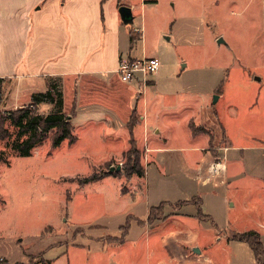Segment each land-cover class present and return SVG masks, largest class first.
I'll return each instance as SVG.
<instances>
[{
	"label": "rangeland",
	"instance_id": "1",
	"mask_svg": "<svg viewBox=\"0 0 264 264\" xmlns=\"http://www.w3.org/2000/svg\"><path fill=\"white\" fill-rule=\"evenodd\" d=\"M131 1L138 5L134 24L144 27V38L131 54H141L144 48L149 55L154 54L160 59L159 70L151 77L155 78V84L147 86L139 105L142 111L148 109L149 125L155 124L156 112L162 110L167 115L162 127L163 132L170 134L169 146L194 147L203 139H188L185 118L190 114L196 121L204 118L211 121L212 117L213 120L205 124L210 133L213 130L221 133L225 127L229 141L234 144L257 143L255 109L257 101L264 100V0ZM127 27H133V24H127ZM220 37L224 42L219 43ZM129 40L124 47L126 56H129ZM258 77L262 78L261 88ZM24 82L26 80L20 96L16 79L8 80L2 91L0 88V107L15 109L29 100L25 92L31 87ZM124 84L137 86L135 81L114 85L122 91ZM214 94L219 97L216 102ZM66 97H69L68 89ZM129 100L134 106L137 99L131 96ZM44 104L38 106L40 113H47L52 108ZM113 114L116 117L113 124L109 119L94 122L104 132L102 140L91 141L83 127L77 124L85 121V117L77 112L73 121L77 124L75 131L78 134L75 143L64 139L53 145L52 134H49L34 146L31 154L19 155L10 151L9 161L0 164V254L12 259L0 256V264H41L38 262L44 259L38 252L42 250H46L49 258L59 256L52 264H140L144 256L137 258L141 245L136 242L141 234L137 229L144 233V227L137 228L132 224L127 234L128 242L120 249H109L80 234L86 229L73 228L72 224L106 225L86 231L93 236L119 234V226L125 223L128 210L133 209L130 211L143 216L148 203L196 194L197 182L189 162L181 166L171 159L169 174L162 175L159 166L164 159L160 160L158 156L157 163L150 167L147 168L145 163L148 193L139 188L135 196L128 194L124 201L115 191L117 178H110L106 185L96 182L91 188L86 186L76 190L75 186L82 184V180L94 171H116L121 166L128 172L131 167L142 166L138 159L145 147L138 144L147 145L144 137L148 129L145 132L144 123H139L131 132L122 121L123 112L115 110ZM135 119L138 121L139 115L135 114L131 120ZM132 137L138 148L133 144L134 147L129 150L130 146L123 155L105 162L131 143ZM219 140H223L221 135ZM4 144L5 141L0 140V150L5 148ZM238 149L230 150V158H237ZM238 165L242 166L241 163ZM210 186L220 191L226 189L225 184ZM210 209L218 218L232 220L229 218L231 212L227 211L226 217L221 206L213 202ZM161 210L155 209L151 219L160 216ZM73 241L83 244L80 247L69 245ZM60 244L62 246H57ZM144 254L147 251L143 250Z\"/></svg>",
	"mask_w": 264,
	"mask_h": 264
},
{
	"label": "crops",
	"instance_id": "2",
	"mask_svg": "<svg viewBox=\"0 0 264 264\" xmlns=\"http://www.w3.org/2000/svg\"><path fill=\"white\" fill-rule=\"evenodd\" d=\"M121 4L130 6L135 21V8L138 5L131 0H0L1 91L8 80L16 79L17 94L20 96L24 92L21 90L23 81L26 80L24 84L29 83L31 89L25 92L29 100L19 105L22 106L30 103L33 93L45 91L50 78L57 80L63 91L65 111L74 113L70 114L72 124L74 115L80 112L85 121L77 124L83 127L82 130L92 142L102 140L104 136V132L94 122L109 119L113 124L115 110L123 112L122 121L131 132L135 125L144 123L145 132L148 129V134L144 137L145 140L147 138V145L138 144L145 147L138 159L142 161V174L127 172L121 167L116 171H106V174H100L93 181L79 183L78 187L75 186L76 190L86 186L91 188L96 182H105L103 184L106 185L110 178H117L115 191L125 201L128 194L135 196L139 188L149 192L145 163L148 168L154 162L157 163V156L160 160L164 159L161 166H158L160 174L168 175L171 159L181 166L186 161L189 162L191 173L197 182L196 194L176 200L162 198L154 204L148 203L143 216L132 212L133 209L126 212L125 223L127 219L130 221L129 228L132 224L137 228H145L144 233L142 229H137L141 234L136 242L141 244L139 250L142 251L140 256V251L137 253V258L144 256L140 264H259L249 241L238 239L234 235L256 231L264 248V100H258L255 109L257 143L236 145L229 141L225 127L221 126V133H215L217 130L211 133L208 131L205 124L211 122L212 117L211 121L206 118L196 121V117L189 114L184 123L188 139L201 138L203 141L199 145L193 144L194 147L169 146L170 134L163 132L162 127L167 115L158 110L156 122L150 126L148 109L144 108L142 111L139 108L147 86L155 84V78H151L154 73L148 75L145 82L142 78L132 80L136 82V87L124 84L123 90L119 91L114 85L129 82L120 78L116 69L121 57L126 56L124 47L128 44L134 26L141 28L140 37L134 46L129 40L127 57L156 56L149 55L144 48L141 54H131L139 40L144 38V27L134 23L133 27H127L119 13L118 7ZM261 80L259 77V83ZM259 87L261 88V83ZM67 89L69 97L65 98ZM131 96L137 99L134 106L129 100ZM135 114L139 115V119L131 123ZM77 124H73L76 135L73 143L78 140L75 131ZM220 135L223 140H219ZM133 144L136 145L132 137L131 143L118 154L109 156L105 162L123 155L130 146L129 150L134 147ZM233 148L240 150L237 158H230L229 152ZM247 156L250 157L249 162ZM216 157L223 158L226 162V180L219 183L226 185L225 191L211 187V184H219L206 180ZM240 163L242 166L238 165ZM238 193L242 194L237 195ZM211 202L221 206L226 217L231 212L229 218L232 220L218 218L210 209ZM157 208L162 209V214L151 219L153 209ZM126 209L127 206L123 207L121 212L124 213ZM125 223L119 226V234L95 236L86 234V231L95 226L106 225H78L74 222L72 226L86 229L80 234L88 236L92 242L96 241L99 246L120 249L129 240V228L122 241L109 240V237L122 235L121 228ZM154 241L157 242L152 245ZM82 244L73 241L69 245L80 247ZM196 248L200 251H196ZM143 250L147 254L143 255ZM38 253L44 259L38 262L41 264H52L59 259V256L49 258L46 250ZM0 256L10 259L6 254Z\"/></svg>",
	"mask_w": 264,
	"mask_h": 264
},
{
	"label": "trees",
	"instance_id": "3",
	"mask_svg": "<svg viewBox=\"0 0 264 264\" xmlns=\"http://www.w3.org/2000/svg\"><path fill=\"white\" fill-rule=\"evenodd\" d=\"M139 37L140 34L131 31L132 46ZM47 87L45 91L33 93L29 104L18 106L15 109L0 107V140L5 141V148L0 150V164L9 161L10 151L19 155L31 154L34 146L42 142L49 134H52L53 145L60 144L64 139H68L70 143L76 140L72 116L64 109L62 88L59 86L58 81L53 78L48 80ZM42 103L52 104V108L47 113H40L38 106ZM133 122L131 121V123ZM128 171H136L138 175L143 173L141 167H131ZM105 172L95 171L91 176L85 177L82 182L93 181L100 174H106ZM129 224L130 221L127 219L121 228L122 235H110L109 240H124ZM234 237L249 241L252 248H254L258 263L264 264V248L259 233L251 230L235 234Z\"/></svg>",
	"mask_w": 264,
	"mask_h": 264
},
{
	"label": "built area",
	"instance_id": "4",
	"mask_svg": "<svg viewBox=\"0 0 264 264\" xmlns=\"http://www.w3.org/2000/svg\"><path fill=\"white\" fill-rule=\"evenodd\" d=\"M134 31H141V28L135 26ZM160 66V59L157 56L131 58L122 56L117 66V72L120 78L125 81L137 80L142 78L145 82L146 77L151 73L157 72ZM226 162L225 159L216 157L212 162L209 175L206 180L213 181L214 184L224 183L226 178Z\"/></svg>",
	"mask_w": 264,
	"mask_h": 264
},
{
	"label": "water",
	"instance_id": "5",
	"mask_svg": "<svg viewBox=\"0 0 264 264\" xmlns=\"http://www.w3.org/2000/svg\"><path fill=\"white\" fill-rule=\"evenodd\" d=\"M118 9H120L121 18L125 23H127V24H133L134 23V15L132 13V9L130 8V6H128L126 4H121V5H119ZM218 41H219V43L224 42L223 37H220ZM214 97H215L214 102H216L219 97L217 94H214ZM120 168H121V166L117 167V169H120ZM196 251H200V249L196 248Z\"/></svg>",
	"mask_w": 264,
	"mask_h": 264
}]
</instances>
